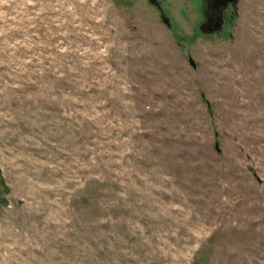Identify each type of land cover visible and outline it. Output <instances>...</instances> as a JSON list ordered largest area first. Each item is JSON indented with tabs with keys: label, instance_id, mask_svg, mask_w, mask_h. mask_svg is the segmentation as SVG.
<instances>
[{
	"label": "rangeland",
	"instance_id": "obj_1",
	"mask_svg": "<svg viewBox=\"0 0 264 264\" xmlns=\"http://www.w3.org/2000/svg\"><path fill=\"white\" fill-rule=\"evenodd\" d=\"M203 5L0 0V264H264V0Z\"/></svg>",
	"mask_w": 264,
	"mask_h": 264
},
{
	"label": "flooded vegetation",
	"instance_id": "obj_2",
	"mask_svg": "<svg viewBox=\"0 0 264 264\" xmlns=\"http://www.w3.org/2000/svg\"><path fill=\"white\" fill-rule=\"evenodd\" d=\"M153 7L160 8L162 0H149ZM203 20L201 30L207 33H215L222 26V13L229 9L230 0H203Z\"/></svg>",
	"mask_w": 264,
	"mask_h": 264
},
{
	"label": "water",
	"instance_id": "obj_3",
	"mask_svg": "<svg viewBox=\"0 0 264 264\" xmlns=\"http://www.w3.org/2000/svg\"><path fill=\"white\" fill-rule=\"evenodd\" d=\"M230 1H232V4H234L236 2V0H230ZM189 63H190V65L195 66V65H193V62L191 59H189Z\"/></svg>",
	"mask_w": 264,
	"mask_h": 264
}]
</instances>
